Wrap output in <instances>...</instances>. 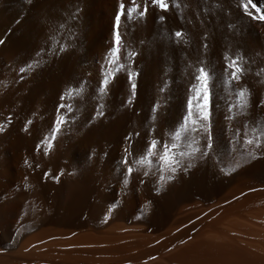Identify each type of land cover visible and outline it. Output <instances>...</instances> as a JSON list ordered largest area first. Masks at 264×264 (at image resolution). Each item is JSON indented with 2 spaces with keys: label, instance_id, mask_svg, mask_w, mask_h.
<instances>
[{
  "label": "bare ground",
  "instance_id": "bare-ground-1",
  "mask_svg": "<svg viewBox=\"0 0 264 264\" xmlns=\"http://www.w3.org/2000/svg\"><path fill=\"white\" fill-rule=\"evenodd\" d=\"M121 3L0 0V264H264V0Z\"/></svg>",
  "mask_w": 264,
  "mask_h": 264
},
{
  "label": "snow or ice",
  "instance_id": "snow-or-ice-1",
  "mask_svg": "<svg viewBox=\"0 0 264 264\" xmlns=\"http://www.w3.org/2000/svg\"><path fill=\"white\" fill-rule=\"evenodd\" d=\"M248 4H252V0H247ZM142 4H138L136 3V0H130V6L127 7V9H125V5L123 3L120 4L119 6V10L117 11L115 18H114V32H113V36H114V40H113V48L111 50V55L113 57H117V61H112V60H108L109 63H113L114 66L116 67H121L118 63L119 60V49H118V45L120 43V35L118 32V27H119V23H120V19L122 15H128V16H132L133 14H135L138 17H144L148 11V5H152V6H157L159 9L163 10V11H167L169 9L170 6V0H142ZM253 7H255V5H253ZM138 8H142V10L137 11ZM260 9H257V12H259ZM246 15H251V13H245ZM160 20H164V16H160L159 17ZM252 19H259L261 21H264V15H260V16H252ZM175 36L177 38L182 37V33L177 31L175 32ZM133 55H135V53H133ZM227 59V58H225ZM38 63V61H37ZM29 67H31V65H29ZM228 69H233L231 71L230 74V78L233 81H239L240 76L239 73H241V68L239 67V65L233 60L231 63L227 64L225 71H227ZM21 71H24V69H21ZM198 72V75L195 76V80L197 81L198 84L201 85V87L199 88H194L193 90L195 91V99H196V105L195 107H197L199 109V111L197 113H193L192 109L194 107L193 105V97L189 96L186 102V109H187V118L190 121V123L192 125H196V124H200L201 128L204 129L205 131L206 129V122L209 120V111H208V105H209V91H208V79H209V73L206 71L205 68H199L196 70ZM109 75H111V73H109ZM128 81L130 84L131 89L135 90V83L133 82V73L129 72L128 73ZM108 83V78L105 77V80L102 82V86H101V91H104V87L103 84H107ZM191 91V90H190ZM244 91L243 89H241V91L238 93V100H242L243 96H244ZM261 104H264V100L261 101ZM243 106H247L246 102H244ZM155 110V109H153ZM181 127L183 128L184 126L181 125ZM2 130V129H0ZM185 131H197V129L195 127H191L189 128H185ZM180 129L176 130V134H179ZM175 138V136L173 137ZM211 140L210 136H206L205 137V146L211 148L212 145L207 143V141ZM249 144H253L255 143V145L257 147H260V140L259 138H257L255 141L253 140H248L246 141ZM158 145H160V141L156 140V139H150L147 143V146L142 150V155H144L145 157L149 156V155H156L159 154V158L162 161H165L166 163L170 162L172 165H174L173 167L170 168L171 171L175 172L177 168H179L180 165V161L176 160L174 157H171L169 155L171 149L168 147V145H161L160 148L158 149ZM196 151V150H194ZM47 154V153H45ZM125 155L127 156V150L125 151ZM121 165L125 166V171L128 174H131L133 169L131 167H127L128 161L125 158H121L120 162ZM161 179H163V176L161 177ZM169 179H171V177H169Z\"/></svg>",
  "mask_w": 264,
  "mask_h": 264
}]
</instances>
